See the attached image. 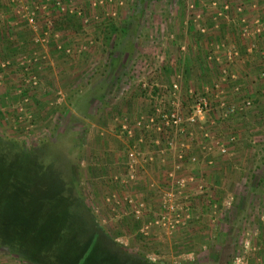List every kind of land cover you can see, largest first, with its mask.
<instances>
[{
  "label": "rangeland",
  "instance_id": "rangeland-1",
  "mask_svg": "<svg viewBox=\"0 0 264 264\" xmlns=\"http://www.w3.org/2000/svg\"><path fill=\"white\" fill-rule=\"evenodd\" d=\"M55 1L0 0V138L64 144L114 250L264 264V63L239 77L220 32L253 52L264 0ZM0 264L34 263L0 247Z\"/></svg>",
  "mask_w": 264,
  "mask_h": 264
},
{
  "label": "trees",
  "instance_id": "trees-1",
  "mask_svg": "<svg viewBox=\"0 0 264 264\" xmlns=\"http://www.w3.org/2000/svg\"><path fill=\"white\" fill-rule=\"evenodd\" d=\"M62 146L46 142L26 151L0 138V247L34 264H146L112 249L99 233L59 161Z\"/></svg>",
  "mask_w": 264,
  "mask_h": 264
},
{
  "label": "crops",
  "instance_id": "crops-1",
  "mask_svg": "<svg viewBox=\"0 0 264 264\" xmlns=\"http://www.w3.org/2000/svg\"><path fill=\"white\" fill-rule=\"evenodd\" d=\"M260 4V3H259ZM260 8V5L259 7ZM258 11V10H257ZM262 12L263 9H262ZM226 26L223 27L220 32L223 34V38L226 39V42L229 46H232L233 48H236V50L234 51V53H238L240 55V59L237 58L236 60V65H238V67H236V69L240 72L241 75H239V77L242 76V69H249V61L246 59L247 57H254L255 55V59L257 60V67H255L257 74L259 75L260 71L263 69V64L264 63V34H259L256 38H255V48L254 51L251 52V48L253 46V44H251V46L248 44L249 41H252V38H243V37H231L229 34L232 32L231 28L230 30L228 29L229 26H231V23H227L225 24ZM249 45V46H248ZM234 50V49H233ZM249 71V70H247ZM251 72V71H250ZM246 79V78H243ZM259 85L258 89L260 90V92H257V99L261 100L259 102H264V95L262 94L264 92L263 90V78H259ZM241 86H243L244 84L246 86H250L249 83H246V81H242L241 82ZM249 89V88H248ZM260 93V94H259Z\"/></svg>",
  "mask_w": 264,
  "mask_h": 264
},
{
  "label": "clouds",
  "instance_id": "clouds-1",
  "mask_svg": "<svg viewBox=\"0 0 264 264\" xmlns=\"http://www.w3.org/2000/svg\"><path fill=\"white\" fill-rule=\"evenodd\" d=\"M245 237L246 238L243 240V246H244V252L245 254H247L248 252L252 251L253 244H252V239L250 238V233H246ZM233 264H246L245 256L244 255L236 256L233 259Z\"/></svg>",
  "mask_w": 264,
  "mask_h": 264
},
{
  "label": "built area",
  "instance_id": "built-area-1",
  "mask_svg": "<svg viewBox=\"0 0 264 264\" xmlns=\"http://www.w3.org/2000/svg\"><path fill=\"white\" fill-rule=\"evenodd\" d=\"M70 1V0H69ZM54 5H60V6H63L64 3H63V0H56L54 3ZM28 20L32 21L33 20V17L29 18ZM176 85H174L175 87Z\"/></svg>",
  "mask_w": 264,
  "mask_h": 264
}]
</instances>
